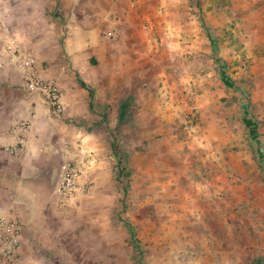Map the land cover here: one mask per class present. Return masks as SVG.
<instances>
[{
	"label": "rangeland",
	"instance_id": "rangeland-1",
	"mask_svg": "<svg viewBox=\"0 0 264 264\" xmlns=\"http://www.w3.org/2000/svg\"><path fill=\"white\" fill-rule=\"evenodd\" d=\"M20 1L44 78L80 88L79 74L92 90L114 76L56 117L97 155L93 184L61 211L51 162L49 208L17 264H264V0H138L115 62L77 68L61 33L70 11Z\"/></svg>",
	"mask_w": 264,
	"mask_h": 264
},
{
	"label": "crops",
	"instance_id": "crops-1",
	"mask_svg": "<svg viewBox=\"0 0 264 264\" xmlns=\"http://www.w3.org/2000/svg\"><path fill=\"white\" fill-rule=\"evenodd\" d=\"M7 2L9 3V0ZM11 2L13 5H10L11 10H8V13L11 14L8 15L6 23L2 20L4 17L1 18L2 16H0V23L12 30L24 51L34 55V49L28 51L22 44L18 29L23 23L13 14L15 9L19 10L21 1L10 0L9 4ZM59 3L60 6H65V10L70 11L67 15V25L64 30H61V33L65 36L66 53L74 66L76 68L80 64L87 66L86 61L88 62L90 59L101 62L100 65L103 62L113 64L119 57L118 51L122 42L126 40L125 29L122 28L123 24L128 19L134 23L135 14L133 11H135V7L132 4L136 5L139 1L60 0ZM53 5L54 2L50 7ZM54 7L55 5L52 8ZM128 8L132 11L130 14ZM24 17L22 16V20ZM42 18L46 19L47 17L43 14ZM42 18L40 17L39 20ZM54 20H58V17H54ZM113 28H116L118 35L115 39L107 36V33ZM2 45L3 42L1 41L0 50ZM36 63L39 72L37 59ZM7 71L13 70H0V208L12 212L24 225L22 253L30 241H37V237H35L37 233L30 230V222H35V219L49 208V195L53 191L54 178L57 175V171L52 173L51 162L55 160L61 163L64 159L74 161L82 173H88L89 190L93 184L92 174L97 155L86 145L83 139L76 138V135L69 131L64 135L63 126L56 123L59 119L51 115L45 99L37 94H24L20 88L21 79L19 82L15 76L8 74ZM78 73L81 72L78 71ZM77 75L79 76V74ZM113 76L111 75L109 79L108 75L103 74L102 78L89 79L90 83L95 84H92L91 88H98L100 79L105 84L110 83ZM79 78L81 79L80 76ZM81 80L86 83L84 79ZM56 84L61 92L62 116L70 117V109L73 107L75 112L77 109L76 106L71 107L70 100L73 99L75 102L78 96L81 93H86L87 90L80 86V88L73 86L68 88L61 82L60 85ZM79 105L81 108L82 104ZM32 113L35 115L34 118H31ZM21 119L32 121L29 133V154L10 156L3 148L12 143V129ZM66 146H68L70 153L67 152ZM80 182L82 183L81 179ZM81 195L83 194H78L74 199Z\"/></svg>",
	"mask_w": 264,
	"mask_h": 264
},
{
	"label": "built area",
	"instance_id": "built-area-1",
	"mask_svg": "<svg viewBox=\"0 0 264 264\" xmlns=\"http://www.w3.org/2000/svg\"><path fill=\"white\" fill-rule=\"evenodd\" d=\"M132 6L135 7L134 3ZM107 36L112 39L117 38L116 28L108 32ZM0 39L3 41L0 50V70L10 69L17 72L20 75V86L24 94L41 95L49 106L51 115L60 117L63 114V106L58 85L39 74L34 55L24 51L12 30L8 26H2L1 23ZM34 116L32 113L31 118ZM31 127L30 119L17 121L12 129L13 141L3 150L10 156L28 155ZM66 148L70 153L68 146ZM88 186V173H82L74 161L64 159L59 166L53 193L55 206L61 211L68 210L73 199L78 194L86 193ZM23 232L22 221L12 212L0 208V258L5 264H17L20 261Z\"/></svg>",
	"mask_w": 264,
	"mask_h": 264
},
{
	"label": "trees",
	"instance_id": "trees-1",
	"mask_svg": "<svg viewBox=\"0 0 264 264\" xmlns=\"http://www.w3.org/2000/svg\"><path fill=\"white\" fill-rule=\"evenodd\" d=\"M76 79H77V82H78V84H79V86L81 87V88H83V89H85V90H87L88 92H89V97H90V99H91V97H92V90L91 89H89L87 86H86V84L79 78V76L77 75L76 76ZM223 79H224V81L226 82V84H228V85H230V83L227 81V79L223 76ZM244 124H245V126H247L248 127V129H249V133H250V135L252 136V138H255L256 137V131H255V124L253 123V121L252 120H247V119H245L244 120Z\"/></svg>",
	"mask_w": 264,
	"mask_h": 264
}]
</instances>
